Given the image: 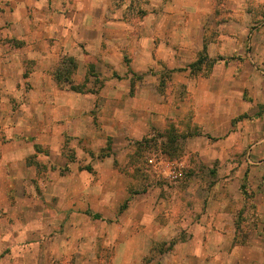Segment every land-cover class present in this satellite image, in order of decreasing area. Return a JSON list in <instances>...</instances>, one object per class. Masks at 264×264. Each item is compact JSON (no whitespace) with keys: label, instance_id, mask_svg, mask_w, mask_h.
<instances>
[{"label":"crops","instance_id":"obj_1","mask_svg":"<svg viewBox=\"0 0 264 264\" xmlns=\"http://www.w3.org/2000/svg\"><path fill=\"white\" fill-rule=\"evenodd\" d=\"M203 50L217 61L209 81L221 70L227 84L198 83L208 80L189 66ZM235 62L254 65L257 87L229 83ZM252 93L257 100L244 102ZM263 96L264 0H0V264H44V252L68 251L59 238L76 213L114 221L112 264H264V168H250L258 180L247 185V204L226 179L179 209L171 190L166 200L149 188L121 211L135 182L126 172L153 129L209 132L213 117L226 147L239 135L236 114L258 111L238 125L260 153ZM201 101L217 102L216 112L200 113ZM248 205L258 220L236 243ZM156 242L164 252L143 261Z\"/></svg>","mask_w":264,"mask_h":264},{"label":"rangeland","instance_id":"obj_2","mask_svg":"<svg viewBox=\"0 0 264 264\" xmlns=\"http://www.w3.org/2000/svg\"><path fill=\"white\" fill-rule=\"evenodd\" d=\"M198 60H201L198 65V69L200 68L198 71V78L208 80L207 82L199 80L198 83H216L217 85L228 83V81H226L227 79L225 80V78H223L226 73H224V71L221 72V70L218 73V80L216 82L209 81L213 67L217 61L208 58L205 50L198 54ZM238 63L240 62H235L236 69L234 71V81L229 80V83L232 85L234 84L236 88H240L241 85L244 84V78H247L253 87H257L258 78L252 75L256 72V70L254 71L253 69L254 65L250 63L249 66H246L247 68H241ZM260 84L262 85V82H260ZM235 94V104L237 107V101L241 98H238L239 94H237V91ZM257 95V93H252L251 97H249V94H244L243 100L244 102L249 99L257 100ZM216 103L214 104L213 101L209 103L207 101H201L199 105L201 108L200 113L214 114L216 112ZM256 112L257 113L255 114L253 112H250L249 114H236L232 120V126L236 129H240L237 132L239 135H235L234 139L229 141L231 143H225V145H227L226 147L222 145L223 139L221 137H214L212 128L215 131L219 125L212 121L213 117L211 118L212 123L208 126L209 132H201V130H199L200 128L197 126L196 128H192L191 130L188 129L187 131L172 129V131L163 132L165 133V135H163L162 131L153 129L152 133H154V136L151 139L145 138L148 142H139L140 145L136 147L139 153H137V158H135L133 162V166L135 167L133 168V172H126L133 179H135V182L130 189L124 191L121 195V211L126 212L131 202L130 199L148 191L149 188H159V197L165 198L166 200H172L173 196L169 193V190H171L172 194L175 193L176 195L174 205L176 206V209H179L180 206L182 208V204L179 206L180 200L187 203L190 202V199H188L189 197L194 198L197 196L198 198V194H200L199 197H202L201 191H210V188L214 186L215 181L224 182L226 179H229L230 182L238 186L240 191H243L242 196L246 198L245 204H247V197L250 195L247 185L249 184V181L258 180V173H250V168H264V142H261L259 145L263 150H260V153L253 154L251 148L256 144L258 139H242V125H238V123L242 122L243 119H249L252 116L260 115L258 111ZM222 127L225 128L224 126ZM261 127L264 129V125H261ZM218 132H222V130H219ZM174 134H179L181 136L184 135L186 138L181 141H175L172 137ZM161 135H163L164 138L160 141L159 139ZM166 136L169 138V141L167 140V142L165 138ZM193 136H202V139L195 140L194 142L188 141V139ZM155 137H157V140ZM226 148L229 149V156L224 155L227 152L225 151ZM230 148L233 149V153L230 151ZM159 150H164V152L165 150H170L172 154L169 157L166 155L162 157L158 153ZM222 151L224 152L223 155H221ZM164 158L182 163L183 167H180V170H177V177L175 179L169 175L170 172H168L167 168L155 166V164L159 162H164ZM150 160L155 163H150ZM255 171L257 172V170ZM262 179H264V173L262 175ZM124 182H126V180H124ZM184 203L183 205H185ZM165 209L166 207L164 206V208L161 209V212H164ZM250 209L251 208H249L248 205V207L245 206L244 209H240V211H238L236 227L240 232V236L238 237L239 240H237L238 238L235 240L236 243H240V241H244V239H246V235L249 234V230H252V227H247L254 225L258 220V216L256 217L255 213L250 211ZM245 210L249 211L246 213L247 215L244 213ZM82 215L83 214L79 216V214L76 213L72 223V228H68V231L71 230V232H67L63 235L64 237L62 236L59 238L61 245L69 248L68 251L58 255H51L50 253L48 254L44 252L42 256L44 264H112L116 256V251L120 249L117 248L116 250L114 239L110 236V231L115 227L114 221L106 219L99 222L96 220H99L100 216L98 217L96 214H89L92 221L91 223L90 219H84ZM249 215H251V217H249ZM144 223L145 222H138V224L134 226V229L137 231L139 227H144ZM129 224V222L123 221L122 225L124 230L132 229ZM61 227L62 232H64L66 228L65 224L62 223ZM150 228L152 231L155 230V227L153 226ZM47 239L50 238H46V240ZM56 239L58 240V238ZM146 244L147 243L145 241H142L139 248L145 249ZM164 249L165 244L162 242H156L150 253L144 254L142 260H157L162 254L160 251Z\"/></svg>","mask_w":264,"mask_h":264},{"label":"trees","instance_id":"obj_3","mask_svg":"<svg viewBox=\"0 0 264 264\" xmlns=\"http://www.w3.org/2000/svg\"><path fill=\"white\" fill-rule=\"evenodd\" d=\"M200 61L201 60H198V61H196L195 63H193V64H191L190 66H189V68H190V70H191V72L192 73H198V71H199V69H198V65H199V63H200ZM172 137H173V139L175 140V141H178V140H184V138H186V136H184V135H172ZM166 138V142H167V140L169 139L168 138V136H166L165 137ZM144 141H147V140H144ZM169 141V140H168ZM163 146V145H162ZM170 151V150H169ZM168 150H165V152H164V150H162V152L164 153V155H166L167 157H169V156H171V154H172V152L170 151L169 152ZM85 169L87 170V171H90V168L89 167H85ZM160 252H164V250H162V251H160Z\"/></svg>","mask_w":264,"mask_h":264},{"label":"built area","instance_id":"obj_4","mask_svg":"<svg viewBox=\"0 0 264 264\" xmlns=\"http://www.w3.org/2000/svg\"><path fill=\"white\" fill-rule=\"evenodd\" d=\"M150 163H155V162L150 160ZM155 166H157V167H161L162 166L164 168H167L168 172H170L169 175L172 176L174 179L177 177V175H176L177 170L178 169L180 170V168H177V167L176 168H171V167L167 166L165 162H159V163L155 164ZM162 172H164V171H162Z\"/></svg>","mask_w":264,"mask_h":264}]
</instances>
